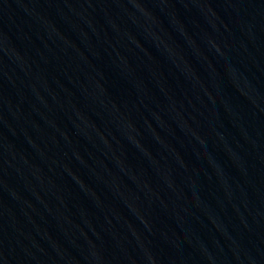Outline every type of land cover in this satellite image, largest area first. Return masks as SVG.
Listing matches in <instances>:
<instances>
[{
    "label": "water",
    "instance_id": "1",
    "mask_svg": "<svg viewBox=\"0 0 264 264\" xmlns=\"http://www.w3.org/2000/svg\"><path fill=\"white\" fill-rule=\"evenodd\" d=\"M210 264H264V74Z\"/></svg>",
    "mask_w": 264,
    "mask_h": 264
}]
</instances>
